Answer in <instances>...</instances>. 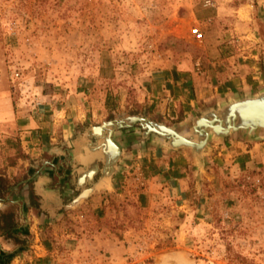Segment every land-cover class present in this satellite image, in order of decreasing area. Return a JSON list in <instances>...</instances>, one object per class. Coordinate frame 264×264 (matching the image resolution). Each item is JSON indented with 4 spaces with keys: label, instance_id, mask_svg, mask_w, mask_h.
I'll return each instance as SVG.
<instances>
[{
    "label": "rangeland",
    "instance_id": "1",
    "mask_svg": "<svg viewBox=\"0 0 264 264\" xmlns=\"http://www.w3.org/2000/svg\"><path fill=\"white\" fill-rule=\"evenodd\" d=\"M206 1L0 0V193L19 188L35 158L51 159L40 152L73 126L148 117L155 69L262 63L264 44L248 35L264 32V3ZM151 144L129 142L113 185L56 216L37 208L38 184L25 189L29 223L15 230L14 264H161L175 251L182 264H264V168H228L212 181L206 163L199 174L195 165L189 191L168 198L145 179ZM140 146L145 154L132 152ZM15 216L0 217V231Z\"/></svg>",
    "mask_w": 264,
    "mask_h": 264
},
{
    "label": "crops",
    "instance_id": "2",
    "mask_svg": "<svg viewBox=\"0 0 264 264\" xmlns=\"http://www.w3.org/2000/svg\"><path fill=\"white\" fill-rule=\"evenodd\" d=\"M260 1L264 3V0ZM248 36L254 41L260 39L261 44H264V32L253 31ZM228 61L229 64L225 59H216L205 68L200 67L199 61L192 63L189 59H183L177 66L172 64L155 69L148 81L149 104L153 109L147 118L152 117L149 120L185 130L205 110L264 90V61L262 63ZM242 133L244 132L209 141L203 179L215 181L217 175H222L228 168L231 170L236 167L256 170L264 168V141L247 136L240 137ZM40 135L46 136L45 133ZM148 146L145 149L148 151L146 154L142 150L143 146L132 151L142 150L141 155L143 153L148 155L147 161H150V166L148 173L145 174L146 182L151 190L160 195L179 199V196L189 191V182L195 174V162L191 153L186 150H169L158 143ZM47 150L51 149L44 148L40 153ZM23 182L17 183L16 187L19 188H14L13 192L4 195L1 202L3 207L16 206L23 214L25 208H29V194L28 196L26 192L23 194L29 186ZM25 217L29 219L28 216ZM15 219L17 221V216ZM6 229L4 234L2 229L0 231V264L9 262L14 264L18 261V256L13 251L18 246L15 230L22 235V224H13L10 229L4 228L3 231ZM38 247L44 250L43 246Z\"/></svg>",
    "mask_w": 264,
    "mask_h": 264
},
{
    "label": "flooded vegetation",
    "instance_id": "3",
    "mask_svg": "<svg viewBox=\"0 0 264 264\" xmlns=\"http://www.w3.org/2000/svg\"><path fill=\"white\" fill-rule=\"evenodd\" d=\"M131 118L115 116L96 125L73 126L67 137H63L55 148L48 151L53 153L51 159L43 157L31 163L32 168L23 183L31 189L38 184V191L33 190V194L37 198V208L43 214L56 216L64 212L67 205L80 194L88 192L89 198L93 191H104L113 185L129 142L137 144L140 140L151 141L170 149L167 139L154 132L152 127L139 120L131 121ZM174 129L178 130L176 127ZM48 152L45 155L47 157ZM9 192L1 191L0 217L7 219L15 212L19 224H28V218L19 208L14 211L12 207L1 205L4 195Z\"/></svg>",
    "mask_w": 264,
    "mask_h": 264
},
{
    "label": "water",
    "instance_id": "4",
    "mask_svg": "<svg viewBox=\"0 0 264 264\" xmlns=\"http://www.w3.org/2000/svg\"><path fill=\"white\" fill-rule=\"evenodd\" d=\"M139 120L152 127L164 139H167L169 150H190L195 161L197 174L204 169L206 151L212 138H223L242 131L245 136L257 140H264V90L252 96L239 98L228 102L222 107L205 110L200 117L188 128L181 131L174 127H167L162 123L148 120V118L133 116L131 121ZM88 192L80 194L70 203L75 208L88 196ZM174 261L184 263V258L178 251L162 254L161 264Z\"/></svg>",
    "mask_w": 264,
    "mask_h": 264
},
{
    "label": "built area",
    "instance_id": "5",
    "mask_svg": "<svg viewBox=\"0 0 264 264\" xmlns=\"http://www.w3.org/2000/svg\"><path fill=\"white\" fill-rule=\"evenodd\" d=\"M206 5H210V4H213L210 2V0L206 1L205 3ZM193 34L196 38V41H197V47L198 48H203L204 47V44H203V35L197 30V29H193Z\"/></svg>",
    "mask_w": 264,
    "mask_h": 264
},
{
    "label": "trees",
    "instance_id": "6",
    "mask_svg": "<svg viewBox=\"0 0 264 264\" xmlns=\"http://www.w3.org/2000/svg\"><path fill=\"white\" fill-rule=\"evenodd\" d=\"M10 228H11V227H9V229H10ZM5 231H7V229H6V230H4V231L2 230V233L4 234V232H5Z\"/></svg>",
    "mask_w": 264,
    "mask_h": 264
}]
</instances>
